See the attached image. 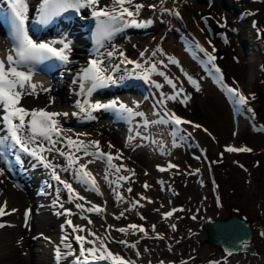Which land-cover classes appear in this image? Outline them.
Listing matches in <instances>:
<instances>
[{
	"label": "rangeland",
	"instance_id": "obj_1",
	"mask_svg": "<svg viewBox=\"0 0 264 264\" xmlns=\"http://www.w3.org/2000/svg\"><path fill=\"white\" fill-rule=\"evenodd\" d=\"M178 2L182 4V16L179 20L180 28L172 29L170 35H167L168 37L166 36L160 41L181 49L182 44L179 42L178 37L183 36V34L193 35L200 40L205 48V52L215 57L214 61L217 67L223 72V81L226 84L237 87L238 91L245 96L247 102L241 106L237 98L238 113L234 116L224 96L223 82L220 84L211 82L194 62H192L190 71H183L179 61L167 63L166 66L173 69L171 78L175 79L174 81L178 83L175 92L180 93L179 97L177 96L175 100H171V104L169 102V106L173 108L170 112L189 119L191 123L185 124V127L197 131V134L192 137V145L194 147L193 140L197 142L205 150V157L200 163L195 164V167L193 166L192 169L200 171L193 174L192 171L184 168L181 161L184 153L179 148L169 151L165 150L164 153L166 155L159 158L158 154L150 155L155 150L147 151L145 146L143 148L141 145L133 148L128 147L130 150L126 157L128 160H134L133 155L141 157L139 158L140 162L134 161L137 168L142 163H145L142 162L144 158L148 162L153 158L150 163H145L143 166L145 173L147 169L154 168L156 162H159L157 164L161 165L166 163L164 161L167 157H171L170 159L175 164H179V168L178 170L172 168L170 169L172 171L166 170L165 172H158L154 168V171L148 173L151 176V182H147V184L150 186L149 189H153L154 191H145L146 199H142L144 203L146 202L149 205L146 206V209L150 208L153 212L149 219L150 221L148 220L147 223H144L143 219H137V216H134L139 213L144 218L147 217L144 214L146 211L142 206L134 210V206L131 208V206L127 205V202L121 200L119 203H123L121 205L125 204L124 209L127 207L129 214L125 211L122 212L123 215H119L121 212L116 213V209H114L115 205L112 203H109L107 210L103 212L106 211L112 215L115 214L116 217L119 216V221L117 222L119 228L128 227L130 224L144 227L148 223H155V228H157L159 223L156 222V217L160 216L164 222L168 223L171 228L169 231L172 232L162 229L163 234L161 235H165L166 237L161 236L157 238H149L153 235L145 234L142 241H147L148 239L149 242L147 241L146 243H153V246L156 245L163 248L166 246L165 250H172L173 256L168 252L167 255L160 257L161 264L165 262L163 258L170 261L176 259L171 264H185V260L182 259L190 256L193 259H190L189 264H203L205 257L199 249L200 244L198 243L195 246L197 241L195 238L192 241L191 237L189 239L186 237L181 239L180 236L176 237L177 246L174 250L173 248H168L172 246V243L166 240V238L171 234L176 236L177 230L184 232L190 226H188V223L191 224L190 222H192L190 227H197L196 229L201 231L200 223H197L199 218L197 213L200 211L201 213H207V211L210 213L209 210L211 209L208 208L207 203L212 209L214 208L213 210H217L223 206L229 213L235 212L245 217L253 225L255 229L253 234L254 248L256 254L261 256V262L264 264V0H178ZM242 11L243 16L238 18V14ZM169 27L172 28L171 24L168 25ZM158 32L159 30L156 29L134 28L133 32L130 33L136 38L130 39L132 40V45L127 47V55L132 56L136 54L139 49L147 45L148 37H151L153 34V37H156L158 36ZM248 32L253 33L250 35ZM4 45L6 47L5 42L0 38V49L5 48L3 47ZM253 45L257 47L253 52L256 53L257 61L255 60L256 63L254 65H258V70L253 80H251L252 83H248L245 79V74L252 65L249 61V48ZM153 59L155 58L151 60ZM157 77L163 76L158 74ZM189 77L192 82H190ZM163 78L166 82L165 77ZM62 80L60 86L59 78H55L47 85V88L54 91L55 88L60 86L58 89V92H60L63 86ZM170 87L171 85L166 83L165 88L168 89ZM60 97V94L53 92L51 97L44 99L42 107L50 103L52 99H54V102H62V97L61 99ZM181 100L185 102L181 103ZM100 121L81 128H89L94 132L103 134L102 130L96 128ZM194 125H199L200 127H194ZM105 128L108 134H117L120 143L124 142L123 133L120 135L119 132L121 131L118 128L110 125H107ZM108 134L104 132V135L107 136ZM113 145L117 147L119 144L115 141ZM228 145L236 148L246 147L251 151L229 153L225 151ZM120 149L122 148L119 147ZM194 150L196 151V148ZM155 153L159 152L155 151ZM138 154H143L145 157ZM191 165H188L189 169H191ZM100 167L99 164L93 163L91 171L100 185V187L98 186L100 193H103L106 200H108L105 192L110 189L104 188L108 185L105 184L102 177L107 170L103 169L102 171ZM100 171L102 175H100ZM174 174L176 178H167V180H170V184L172 185L173 183L176 184V193L169 192L171 195L164 194L163 191L159 190L160 185L156 182L157 179L155 177L158 176V179H165ZM134 179L135 181L137 180L136 177H133ZM139 180H141V176L138 177ZM134 182L129 186L124 184L122 190L127 191L130 187L133 197H140L138 200H141V196L134 191L141 189L142 185L135 188ZM9 183L14 184L13 182ZM205 189L207 193L204 194L206 196H203L202 191ZM21 190L23 196L28 199V194L23 193V189ZM93 192L95 193V191ZM217 198L220 201V205L216 202ZM155 199L158 201H155ZM149 201L152 202L150 203ZM162 209L165 211H160ZM169 209H172L171 211L183 209V211H173L171 217L165 218L164 214ZM154 216L155 218L153 219ZM192 216L197 218L191 219ZM103 224L104 221L101 222V226ZM109 224L110 227L108 229L112 225L111 223ZM157 231L160 232V230ZM116 239L117 241H121L119 238ZM118 243L116 242V244ZM141 245L144 246V242ZM207 251L212 254L219 252L217 248L209 245Z\"/></svg>",
	"mask_w": 264,
	"mask_h": 264
},
{
	"label": "bare ground",
	"instance_id": "obj_2",
	"mask_svg": "<svg viewBox=\"0 0 264 264\" xmlns=\"http://www.w3.org/2000/svg\"><path fill=\"white\" fill-rule=\"evenodd\" d=\"M34 1L36 0H31V2H34ZM136 2L142 3L145 5V7L141 9L140 15L136 17V19L141 22V25H142L141 28L159 30L158 36L153 37L154 36L153 34L151 35V37H148L147 45H144L141 49H139V51L136 54L132 56L131 55L128 56L126 51H127V47L129 45H132L131 43L132 40L130 39L136 38L130 33V32H133L134 30L133 26H129L126 30L121 32V34L119 35L116 34L113 37H111V39L109 40V45L108 47H106V50L111 51L113 53V55L107 59V62L110 65L107 69L108 75L109 74L112 76L116 75L117 78H120L128 70H131L132 72H142L143 69H145L146 72L148 73L150 82L155 80L157 84L162 85V87L160 88V91L163 92V96L165 97L168 95L175 96L176 88L173 89L172 86L168 89L165 88L166 82L164 81L163 77L171 78L172 77L171 75H173V71H172L173 69L168 68L166 64L169 63V58L173 60L177 59V61L180 62L181 69L183 71L185 70L190 71L189 69L192 68V61L189 60L188 57H186V53L182 46L180 49L178 47H173L166 43H162L159 37L165 31H166V36H167V35H170V33L172 32V29L174 30V29L180 28V21L176 20L175 18L179 14H181L182 16V4L178 2V0H136ZM100 3L101 5L111 6V0H100ZM151 5H155V8L150 7ZM85 10L90 12L92 9L85 7L79 10L80 19L81 17H85L86 15L89 14V12L85 14ZM145 21H151V23L144 24L143 22ZM169 24L172 25V28H170V30H167V27ZM252 33L253 32L251 33L248 32V34L250 35H252ZM0 35L2 37V41L5 42L6 44L4 25L1 21H0ZM156 45L160 46V51L154 50V47ZM3 47H5V45ZM125 48L126 50H124ZM2 49H5V48H2ZM249 49H250L249 50V61L252 65L250 66V68H248L245 74V79L248 83L251 82V80H253V77L255 73H257V70H258V65H254L256 63L255 62L256 53L253 52L255 49H257V47L253 45ZM121 52L123 53V56L120 55ZM141 53H143V56H141ZM153 53H155V55ZM125 55L127 56L124 57ZM152 58H155V59L151 60ZM125 59L132 60L136 62V64H140L141 67L136 68L134 64L122 63L121 61ZM84 60H85V57H83V53L79 54V50L73 49L71 50V56H70L69 63H67V65H64L66 71H62V69H59L56 71L57 73L61 75L60 78L63 79L62 80L63 86L60 89V92H58L62 94V102L51 101L44 108H40V106L43 105L44 99L46 97L49 98L53 93V89L50 90L49 88L48 92L39 91L38 95L24 96V98L21 100V104L26 109H46L51 112L69 113V116L67 117H64V116L58 117L60 119L59 120L60 126L62 127L66 137H71L75 141H83L84 144L83 145L75 144L69 147L66 143V146L63 148V150L67 154V156L65 157L66 159L69 154H74L77 157L82 156L83 148L85 145H87V150L91 149V150L96 151V149L88 143L90 141H99L101 150L103 152H111L112 154H116L117 152H119L120 156L123 157V162H119L118 160L114 158L112 160L113 161L112 163L116 167L121 168L120 172L111 174V172L107 170L105 172L107 173V180H105L104 178L105 175H103L102 177L104 178V182L106 185H108L109 182L112 183L110 188L116 187V191L120 192L119 197H122V199L118 198V196L108 191L107 193L105 192L107 195V199H108L106 201V204L108 206L109 203H112L114 205L117 203L114 206L115 207L114 209H116V213L117 212L122 213L126 211V213L128 212V214H129V211L127 207L124 209L125 204L121 205L119 203L120 200L123 202H127V205H129V207L131 206V208L135 204L136 206L134 207L135 208L134 210H136L137 208L139 209L142 206V208L146 211V212L145 211L143 212H145L144 214L145 216H147L146 218L143 219V221L144 223H147V221L150 219L153 213L150 210V208L146 209V206L148 204L146 202L144 203L142 199L138 200V198L140 199V197H133L132 192H129L128 190L127 191L122 190V187L124 184H127V186L132 185V183L135 181V179L133 180V177H136L137 180L134 182L135 188H138V186L140 187L141 185L142 187L139 190L136 189L134 192L136 194H139L141 197H146L145 191H149V192L154 191L153 189H149V187L147 189H145L144 187V185L147 184V182H151V179H150L151 176L148 173L151 171H154V168H156L158 172H165L166 170L168 171H172V170H170L169 168H166L165 171H160L159 167L161 166V164H157L159 162H156L155 164L157 165L155 166L154 164V168L152 167V168L147 169L146 170L147 174L145 175L144 174L145 170L143 166L145 165V163H150L153 160V158L150 162H148L147 159L144 158L142 162H145V163L141 162L142 164L139 165V167L137 168L134 164V161L140 162L139 158L141 157L133 155L134 160H128V158H126L130 151L128 147L133 148L135 146L139 147L141 145L142 148L143 146H145L147 148V151L155 150L156 152H159V149H160V153H155L154 151L150 155L153 156V154H158L159 158H161L162 156L166 155L163 152L164 150H166V142L162 140L168 141V143L172 146V143L176 140V138H171L168 135V130H167V135H165V132H162L163 134L160 133L159 130H162V127H161L162 125L149 124L147 128L141 125L144 123L145 119H147L148 121L156 120L155 119L156 114L154 113L161 112V110H159L158 108L152 109L151 111L147 112L144 117H141L140 126L136 127L135 130H133L132 128V132H127V131L123 132V134L125 135V138H127L126 143L125 142L120 143L117 134H108V132L104 129L106 125L105 118L98 119V121L100 120L102 121H100L98 127H96L99 130H102L103 134L99 132H94L89 128H86V129L81 128L75 131L76 129H74V127L76 126L75 123L77 122V120H80L83 118L87 119V117H85L83 114H79L78 116L71 115V113L73 112L79 113V110H76L71 105V101L74 98V95H75L74 90L77 86L76 82L74 81H77L78 79L74 75V73L76 71L78 72V69L81 66V64L84 62ZM107 65L105 66V68L107 67ZM117 65L119 66L118 69L115 67ZM153 65H155V71H152ZM147 66L148 68H146ZM159 69H162V73H164L163 77H157L158 74L160 73L158 72ZM32 79L34 83L41 84L45 88H47L43 84V82H41V80L38 78V75H33ZM175 85L178 86V83H175ZM157 97L159 101L161 102V97L159 95ZM48 98H47V101H48ZM164 100H165V105L163 106V108H165V110L168 112L173 110L172 106L171 107L169 106V102L171 104V100H167V99H164ZM127 103L134 106L135 101L132 99ZM146 107L147 105L143 104L139 107L138 110L144 113V110ZM125 128L127 129V126ZM104 132L107 133L108 135L107 136L104 135ZM1 133L2 131L0 129V134ZM80 133H86L87 135H78ZM180 134H183V139L178 144V146L181 147V150L184 153L183 159L181 161L183 162L184 168L190 171L192 170L193 166L195 167V164L200 163V160L197 161L190 154V153H196L193 151L194 147L192 145V137H194V135L197 134V131L184 127V130H182ZM154 136L155 138H153ZM141 137H145V138L142 139ZM151 139H153V142ZM115 141L119 145L117 147H113L112 149H109L108 147L109 143L113 145ZM60 143H62V141ZM77 147H80L82 150L80 152H77L76 151ZM119 147L122 149L119 150ZM138 155L144 156L143 154H138ZM48 160L51 161V163L55 166H57V164H60L58 168L63 167V163H64L63 157L56 155L55 153H48ZM87 160L89 161V160H94V159L87 157L81 160L82 161L81 164H84V162H86ZM165 162L166 163L164 164L166 165L169 162H174V161H172L169 157H167L165 159ZM104 164L105 163L103 162L102 168H101L102 171L104 169ZM189 164H192L191 169H189L188 167ZM125 166L126 167L128 166L127 169H131L132 172L125 171L124 170ZM175 170H178V169H175ZM48 171H50L49 168L40 167L38 165L31 166L27 172L29 183L26 182L27 180H24L22 178L15 179L14 182L19 180L20 183L22 184L21 189L26 190L25 186L29 187L30 185L31 186L38 185L37 177L39 175L46 176V172ZM87 171H89L88 168H87ZM122 173H123V176L129 175V173H132V175L129 176L128 183H125L123 180L118 179V177ZM175 174L177 173L175 172ZM175 174L166 177L162 182L164 183L163 185L159 184L160 185L159 190L163 191L164 194L171 195L169 194V192L176 193L175 192L176 184L173 183L172 185L170 184L171 183L170 180H167V178H176ZM67 175L69 176V174ZM140 176H141V180L138 181V177ZM114 179H117V180L113 184ZM155 179H158V176L155 177ZM87 186L90 189L92 188V185L90 182L89 184H87ZM21 189H18L16 186L9 184V182H7L4 179L3 175H0V207H3L4 211H11L7 215H3L0 217V222H3V221L7 222V224H5V227L0 228V264H57L56 256H54V254L52 253V248L51 246H49V244L47 243V239H46L47 236L57 237L59 235L58 233L59 228L61 227L60 222L62 219L59 217H56L50 211V206H49L50 201L54 197H46L42 193L39 196L40 198L36 200L32 196H29L28 194V199H27L25 196H23ZM206 193H207L206 189L202 191L203 196H206L204 195ZM93 196L95 198L93 201L90 200L89 201L90 203H84L86 208H90L92 204H96V205L99 204V206L101 207V205H103V201L106 199V197L102 193L101 195H98L95 192L93 193ZM155 201H158V200L155 199ZM37 202H42V205H38ZM207 206L208 208L211 209L209 210L210 213H208V211L207 213L205 212L201 213V211L198 212L197 214L199 218H198L197 223L202 224L204 219H206L207 217L225 218L229 214V212L226 209H224L223 206L217 210H213L214 208L212 209L208 203H207ZM26 208H30V218L27 221V226H26V221L23 219V213H24V210H26ZM104 210H107V207ZM171 210L172 209H169L167 210V212ZM160 211H165V210L162 209ZM121 213H119V215H121ZM134 216H137V219L143 217V215L139 213ZM89 218L91 219L92 223H88L86 220H81L76 215L74 217V222H81L79 226L85 227L86 233H88V231H91V232L94 231V233L96 234V237H99V238L108 237L103 240L107 248L110 251H112L114 254L122 257L125 261L129 262V264H137V263L138 264H161L160 257L167 255L168 252L172 254L173 256L171 249H167L168 251L164 249L166 246H164V248L156 246V245L153 246L152 245L153 243L152 244L146 243L147 241L149 242L148 239L147 241H142L145 234L157 235V237L159 236L164 237L165 235L164 236L161 235L163 234L162 229L165 231H169L171 229L168 223L164 222L160 216L156 217V222L159 223L157 228H155L156 226L155 223H148L149 226L147 224L146 226L143 227L144 229H146L145 232H139L138 230L128 229L127 233H121L119 231H116V229L119 228V225H117V222L119 221V219L115 216V214L112 215L110 212L105 211V212H101L100 214H97L96 212L94 214L89 213ZM96 218L100 220L98 221ZM154 218L155 216L153 217V219ZM153 219H151V221H153ZM102 221H104L103 226H101ZM31 222H33V224ZM107 223L112 224L110 229L108 228L106 229L105 225ZM190 223L192 224V222ZM29 224H32V227H29ZM113 224H116V225H113ZM191 224L188 223V226L189 225L191 226ZM190 226L187 227L184 232H179L177 230L176 236H174L173 234H171L170 236H167L166 240H169L172 243V246L168 248H173V250L176 248L177 246L176 237L180 236L181 239L185 237L189 239V237H191L192 241L194 240V238L197 240L195 243V246H197L198 243L200 244L199 249L202 251V254L205 257L203 264H210V263L211 264H216V263L217 264H262L261 256H259L258 254L250 255L248 253H240V254L228 255V256L225 255L224 252H222L216 245H212L211 243H209L206 232L203 228H201V231H198L196 229L197 227H194V226L190 227ZM123 228H128V227H123ZM157 230H160V232H158ZM133 232H135V234H133ZM169 232H172V231H169ZM107 233H109V235ZM131 236L133 237L131 238ZM112 237L119 238L121 239V241H125L126 243L116 244V242L114 243L113 241H111L110 238ZM93 239L94 237H92V240ZM143 242H144V246L141 245ZM98 243L99 241H97V244ZM132 245H134V247ZM208 245L217 248L219 252H215L213 254L209 253L207 251ZM73 246L74 247H72L71 250L78 253V251L76 250V246L75 245ZM85 247L90 248L92 247V245L85 244ZM72 258L73 257L64 256V258L60 260V264L61 263L65 264ZM163 259L165 262H163L162 264H171L172 262L176 261V259H173L172 261L167 260L166 258H163ZM189 261L190 260L186 259L185 264H189L190 263ZM98 262L100 261H97L96 264ZM103 262H105V264H110V261H103Z\"/></svg>",
	"mask_w": 264,
	"mask_h": 264
},
{
	"label": "snow or ice",
	"instance_id": "obj_3",
	"mask_svg": "<svg viewBox=\"0 0 264 264\" xmlns=\"http://www.w3.org/2000/svg\"><path fill=\"white\" fill-rule=\"evenodd\" d=\"M7 6L12 14V41H13V54H9L5 59L0 60V125H3L6 129V135L0 138V144L4 141H10L11 146L16 148L18 151L25 153L35 160L42 164L45 168L51 169L52 179L56 180L60 184H63L64 188L67 189L69 194V202H72L73 198L77 200H84L85 198L80 196L75 192L72 185L62 180L60 175L56 172V166L48 160L44 153H51L56 151L59 155H65L60 148L57 147V144L63 140H66L68 146L75 144L83 145V141H75L71 137H63L62 129L60 127V122L56 119L57 117H67L69 113L67 112H51L46 109H26L21 104V100L24 96L27 95H38L39 91L48 92L49 89L45 88L41 84L33 82V66L36 64L43 63L44 61L55 59L60 61L63 64L69 63V53L71 51V43L66 39H60L50 42H37L30 35L27 29L28 21V11L29 4L28 0H6ZM91 8L92 16L97 21V30H96V42L101 44L104 41L110 40L111 37L116 33L122 30L124 27L129 26H141V22L136 19L140 15L141 9L145 7L144 4L136 2V0H111V6L101 5L100 0H42L40 5L39 13L40 19L39 22L41 25L48 24L53 17L59 16L64 12L69 10L79 11L82 8ZM150 7L155 8V5ZM144 24H149L151 21H145ZM55 45H60L56 47ZM197 47H199L197 45ZM159 51V49H158ZM203 51V49H201ZM155 55V53H153ZM109 57L113 55L112 52L107 53ZM123 56V53H120ZM143 56V53H141ZM215 57L208 55V60L212 61ZM122 63L134 64L136 68H140V64L132 60H123ZM170 63H176L175 60L169 58ZM103 61L94 59L90 62V67L85 70L79 80L74 81L80 84L81 94L85 96L83 100H78L77 107L79 108V113L73 112L72 116H78L83 114L87 119L91 120L95 117L92 113L101 112V111H118L121 114L126 115L128 118L132 117H144L145 114L142 111H138L139 103H136L134 107H129L128 105L121 103L119 101H112L109 103H102L99 100L92 101L90 97L93 93L103 87H106L109 83H116L112 75H106L107 69L103 66ZM117 69L119 66H115ZM152 71H155V65L152 66ZM218 71V70H217ZM163 76L164 73H159ZM148 82L149 76L145 72L142 77H140ZM166 83L171 85L173 89L176 88V85L172 83L171 80H168L165 77ZM190 82L191 78L189 77ZM157 89H160L162 85L155 84ZM199 90V89H198ZM233 97L238 98V103L243 106L246 104V98L238 90L232 88L226 89ZM180 93L177 92L175 96L168 95L161 97V103L164 99L175 100ZM184 103V100L180 101ZM158 115L159 113H154ZM164 115H169L167 112ZM174 123L179 126L182 123H190L188 121H183L180 118L176 117L174 114H171L169 121L164 119L148 121L144 120L143 126L147 128L149 124H166ZM194 127H200L199 125H194ZM78 135H87L86 133H80ZM142 139L145 137H141ZM93 146L96 151L89 152L87 151V145L83 148L84 156H93L95 159H104L107 158V164L109 168H115L117 173L120 172L121 168L116 167L112 164V160L120 159V153L117 152L115 157H113L111 152H103L100 147L99 141H90L88 142ZM175 146V144L173 145ZM109 149H112L114 145L109 143ZM82 149L80 147L76 148L77 152H80ZM226 152H249L250 149L246 147L235 148V147H226ZM2 155V153H0ZM69 161V167L73 165H78L75 170V175L80 177L77 180L79 183L92 185L91 190L95 191L98 195L99 187L96 185L95 177L92 173L87 171V164L93 163L94 160H89L84 164H80V157L75 156L74 154H69L67 157ZM215 163V162H213ZM122 167V166H121ZM169 168L177 167L176 165L169 164ZM125 171L132 172L131 169H124ZM160 171H165V169L160 168ZM134 174V173H133ZM147 174V173H145ZM0 175H3V171L0 170ZM105 180H107V173H105ZM120 180H127L128 177L119 176ZM145 189L150 187L148 184L144 185ZM131 192V188L128 189ZM122 199V197H118ZM141 199H146V197H141ZM150 203L152 201H149ZM6 203V202H5ZM85 203H90L85 200ZM136 205L134 204V207ZM78 209L92 213L96 212L100 214L104 209L96 204H92L90 208H84L83 205L77 204ZM173 211H183V209H175ZM173 211H169L164 214L165 218H169L173 215ZM4 208L0 207V216L5 215ZM67 215H71V212L66 211ZM29 213L25 212L26 226H27V217ZM123 215V213H121ZM85 218L86 217H82ZM119 218V217H117ZM144 219V217H141ZM192 219H196L195 216ZM92 223L91 220L88 221ZM68 226L72 227L73 232H84L85 228L76 226L72 224L71 220L66 222ZM5 227L4 224H0V228ZM110 227V226H109ZM154 227V226H153ZM175 227V225H173ZM128 229L138 230L139 232H145V229L142 226L136 224L128 225V228H118L116 231L121 233H127ZM88 236L94 237L93 240H88L85 236L76 235L75 240L79 244V253L72 251V245L66 244L65 248L69 249L68 252L63 255L60 252L59 247L56 249V259L57 264H60V260L64 256H75L74 264H96L97 261H110V264H129L122 257L111 252L107 246L104 244L103 240L108 238H99L96 237L94 232L88 231ZM135 234V232H133ZM97 241L99 243L97 244ZM119 243H126L125 241H119ZM85 244H90L92 247L86 248ZM134 247V245H132ZM231 250L228 251V255H231Z\"/></svg>",
	"mask_w": 264,
	"mask_h": 264
},
{
	"label": "water",
	"instance_id": "obj_4",
	"mask_svg": "<svg viewBox=\"0 0 264 264\" xmlns=\"http://www.w3.org/2000/svg\"><path fill=\"white\" fill-rule=\"evenodd\" d=\"M207 239L212 245L220 247L225 253H254L251 238L252 226L236 213L226 218H209L203 224Z\"/></svg>",
	"mask_w": 264,
	"mask_h": 264
}]
</instances>
